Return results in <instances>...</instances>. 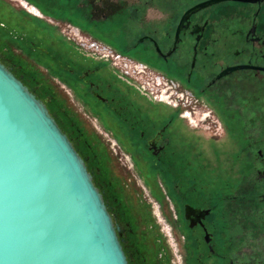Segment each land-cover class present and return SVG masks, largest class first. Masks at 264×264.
Listing matches in <instances>:
<instances>
[{
  "label": "flooded vegetation",
  "instance_id": "1",
  "mask_svg": "<svg viewBox=\"0 0 264 264\" xmlns=\"http://www.w3.org/2000/svg\"><path fill=\"white\" fill-rule=\"evenodd\" d=\"M10 1L28 9L35 26L51 28L47 19H52L49 13L54 14L50 10L24 0ZM61 1L64 5L56 12L70 11L74 21H54L75 27L82 36L98 42L94 36L121 35L133 60L178 83L181 91L190 94L191 109L209 111L204 123L190 127L193 136L199 128L206 130L210 147L191 133L183 134L191 130L180 117V109L152 103L163 109L148 112L133 101V89L112 76L107 61L76 48L61 49L53 44L61 41L60 35L52 31L47 35L20 20L13 23L14 41L37 59L54 64V72L65 81L63 87L75 90L82 108L99 116L96 122L128 149L136 169L157 173L171 198L182 240V262L264 264V0ZM12 54V58L0 54L1 63L45 101L48 109L56 104L61 112L65 110L55 88L28 72L22 55ZM228 125L234 127L232 131L227 132ZM75 132L66 135L83 155L103 195L129 263L144 264L145 259L128 248L134 232L111 183L98 180L100 168L90 163L81 148L84 140ZM212 142L215 148L219 143L224 163L230 156V164L208 172L201 158ZM142 179L154 189L147 178ZM163 194L157 190L156 196L163 201ZM155 214L162 217L158 210Z\"/></svg>",
  "mask_w": 264,
  "mask_h": 264
},
{
  "label": "water",
  "instance_id": "2",
  "mask_svg": "<svg viewBox=\"0 0 264 264\" xmlns=\"http://www.w3.org/2000/svg\"><path fill=\"white\" fill-rule=\"evenodd\" d=\"M0 264H129L85 160L1 61Z\"/></svg>",
  "mask_w": 264,
  "mask_h": 264
},
{
  "label": "rangeland",
  "instance_id": "3",
  "mask_svg": "<svg viewBox=\"0 0 264 264\" xmlns=\"http://www.w3.org/2000/svg\"><path fill=\"white\" fill-rule=\"evenodd\" d=\"M45 2L47 5H51L50 8H45L50 10L54 14V17L49 15L52 19L48 18L47 21H49L51 28L44 30V24L35 26L34 23H32L34 17L32 19L29 18L26 15L28 14L27 10L10 0H0V54L6 58H12V53L15 55H22L26 63L28 62L30 64L28 65L25 63V69L28 70V72H34L40 81L51 84V86L55 88L57 99L59 98L66 108L62 112L68 114L70 121H74L77 125L81 132V134H79L80 139L84 140L85 144L88 143L95 147L96 153H94V157H97L99 166L95 162L93 164L102 170L97 178L98 180H107L111 183L112 186L110 187H112L113 192L117 195L121 204L120 207L126 212L134 232L133 236L129 238L131 240L130 243L128 242V245L130 244L128 248H133L138 258L141 256V258L145 259L144 264H184L181 259L183 249L181 246L182 240L181 235L177 233V227L174 223L175 214L172 209L171 198L158 182L159 177L157 173L150 172L149 170H137L128 149L124 148L121 142L115 140L108 131L104 130L101 124L96 122L95 119H99V116L91 113L90 110L82 108L77 98L79 96L75 90L69 88L71 90L70 92L69 89L64 88L65 81L54 72V64L47 59H37L31 50L26 46H19L12 38L15 32L13 23L20 20L29 27L35 26L39 32H44L48 35V31H52L56 35H60L61 41H57L53 44L61 46V49L74 51V48H76L81 54L91 57L88 53L80 49L78 40L70 33L66 23L63 24L59 22L72 23L74 21V15L69 11L56 12L60 10L58 8H60L61 5H64L61 0H45ZM53 18L59 21H54ZM39 20L42 21L40 17ZM1 24L4 25L5 29L2 28ZM94 38L108 45L116 52L134 59L126 50V44L121 35H108L107 39H103L99 36H94ZM50 42H54V40H50ZM17 50L19 53H16ZM109 67L113 71L112 76H114L116 80L122 81L124 86L126 85L133 89L134 92L131 91V98L133 101L139 103L141 107L148 110V112L155 111V109H163V107L152 105V103L155 104L157 102L138 93L134 87L120 79L112 65H109ZM148 69L153 70L150 67H148ZM59 114L61 116V112H59ZM110 120L111 122L115 121L113 118H110ZM60 121L68 132L75 135L77 134L74 128L73 130L69 128L67 120L61 117ZM186 126L191 131L188 130V132L183 134L189 135L191 133L193 136L194 132L192 130L194 129L188 124H186ZM232 128L234 127L228 125L227 132L232 131ZM199 129L202 130H196V135L193 137L209 146V141H211L210 134L203 128ZM121 130H125L124 126H121ZM231 134V132L227 134L228 152H230L232 148L229 141ZM111 142H114L116 146L113 147ZM84 143L81 142V148L85 154L89 155V151L84 148ZM211 144H213V142ZM215 145H217V148H215L213 144L209 151H204L202 149L204 151V155H202L201 158L203 160L202 163L207 167L208 172H213L215 168L220 169L222 166H229L230 164V156L227 159L228 162L224 163L226 157H224L223 153L221 155V150L218 146L219 143ZM116 147H119V149ZM228 155H230V153H228ZM142 176L147 178L150 184H153V190H150V187L144 184ZM157 190L161 192V194L166 192L163 194L165 197L163 201L156 196ZM157 210L160 212L161 218H158L155 214ZM169 234H171L172 237H170Z\"/></svg>",
  "mask_w": 264,
  "mask_h": 264
},
{
  "label": "built area",
  "instance_id": "4",
  "mask_svg": "<svg viewBox=\"0 0 264 264\" xmlns=\"http://www.w3.org/2000/svg\"><path fill=\"white\" fill-rule=\"evenodd\" d=\"M32 9L34 8L31 7ZM67 28L73 37L78 40L80 49L91 57L107 61L116 70L120 79L128 85L130 84L144 97L174 109H180V117L189 126L196 127L209 118V111L198 113L196 109H191L192 98L190 94L187 91H181L176 82L154 70H149L147 65L130 59L101 42L82 36L75 27L67 25ZM111 143L113 147L116 146L114 142ZM116 148L119 149V147Z\"/></svg>",
  "mask_w": 264,
  "mask_h": 264
},
{
  "label": "trees",
  "instance_id": "5",
  "mask_svg": "<svg viewBox=\"0 0 264 264\" xmlns=\"http://www.w3.org/2000/svg\"><path fill=\"white\" fill-rule=\"evenodd\" d=\"M57 109V110H56ZM49 110V113L53 116L54 114L55 115H57V118L55 119V121L57 122V124H58V126L61 128V130L64 132V133H67L68 131L66 130V128H65V126L61 123V121H60V118L61 117H63V119L64 120H67L68 121V123H69V128L71 129V130H73V128H74V130H76V131H78L79 132V134H81V132H80V130L78 129V127H77V125L74 123V121L72 122V121H70V119H69V115L68 114H66V113H63V112H61L60 110H59V105H56V104H54L53 105V107L51 108V109H48ZM51 112H54L53 114L51 113ZM59 112H61V116H60V114H59ZM60 116V117H59ZM66 123V122H65ZM73 134V133H72ZM77 142H78V140H77ZM73 146H74V148L76 149V147H75V145L73 144ZM84 148H85V150H87V151H89V155L88 154H85L86 156H88V157H90V163H94V160L96 161L95 163L97 164V165H99V161H98V159H97V157H94L95 155H94V153H96L95 152V147H93L92 145H90V144H88V143H84ZM77 150V149H76ZM81 156V155H80ZM82 158H83V155L81 156ZM84 159V158H83ZM88 168V167H87ZM88 171L90 172V170H89V168H88ZM100 171L102 172V170L100 169ZM95 184V183H94ZM146 186H149V184L148 183H146ZM130 264V263H129Z\"/></svg>",
  "mask_w": 264,
  "mask_h": 264
},
{
  "label": "crops",
  "instance_id": "6",
  "mask_svg": "<svg viewBox=\"0 0 264 264\" xmlns=\"http://www.w3.org/2000/svg\"><path fill=\"white\" fill-rule=\"evenodd\" d=\"M25 2H27L29 5L31 4V5H33V6H35V7H37V6H41V7H47L46 5L47 4H45L44 3V0H24ZM48 10V9H47ZM49 11V10H48ZM48 11H46L47 12V14H48ZM50 12V11H49ZM70 12V11H69ZM71 13V12H70ZM51 13H49V15H50ZM29 18H33V17H31V16H29L28 14H26ZM34 19V18H33ZM80 53V52H79ZM98 123V122H97ZM102 126H103V128H104V130L105 131H108L109 132V134H111V136H112V131L111 130H109L107 127H105L103 124H102Z\"/></svg>",
  "mask_w": 264,
  "mask_h": 264
}]
</instances>
